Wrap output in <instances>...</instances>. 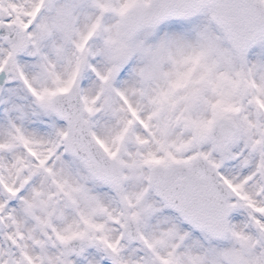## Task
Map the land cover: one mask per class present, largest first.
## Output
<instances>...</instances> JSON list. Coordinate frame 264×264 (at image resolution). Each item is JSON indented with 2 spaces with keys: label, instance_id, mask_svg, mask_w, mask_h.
Returning <instances> with one entry per match:
<instances>
[{
  "label": "snow or ice",
  "instance_id": "6c2138e0",
  "mask_svg": "<svg viewBox=\"0 0 264 264\" xmlns=\"http://www.w3.org/2000/svg\"><path fill=\"white\" fill-rule=\"evenodd\" d=\"M0 264H264V0H0Z\"/></svg>",
  "mask_w": 264,
  "mask_h": 264
}]
</instances>
